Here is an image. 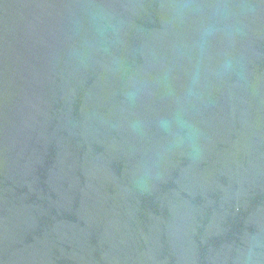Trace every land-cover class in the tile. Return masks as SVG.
I'll return each mask as SVG.
<instances>
[{"label": "water", "instance_id": "water-1", "mask_svg": "<svg viewBox=\"0 0 264 264\" xmlns=\"http://www.w3.org/2000/svg\"><path fill=\"white\" fill-rule=\"evenodd\" d=\"M0 264H264V0H0Z\"/></svg>", "mask_w": 264, "mask_h": 264}]
</instances>
